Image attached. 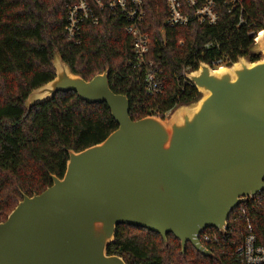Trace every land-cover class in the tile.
Returning <instances> with one entry per match:
<instances>
[{"label": "water", "instance_id": "obj_1", "mask_svg": "<svg viewBox=\"0 0 264 264\" xmlns=\"http://www.w3.org/2000/svg\"><path fill=\"white\" fill-rule=\"evenodd\" d=\"M245 58L185 75L200 94L168 117L132 121L126 96L109 87V69L86 82L56 54L54 78L30 92L25 107L73 92L105 104L117 124L101 143L68 151L62 178L22 200L0 223V264H125L108 256L119 225L168 234L198 254L207 230L224 233L230 214L264 192V29Z\"/></svg>", "mask_w": 264, "mask_h": 264}, {"label": "trees", "instance_id": "obj_2", "mask_svg": "<svg viewBox=\"0 0 264 264\" xmlns=\"http://www.w3.org/2000/svg\"><path fill=\"white\" fill-rule=\"evenodd\" d=\"M109 1V0H103ZM218 20L214 25L191 20L184 27L165 26L164 0H143L142 31L149 37L148 60L156 67L161 92L146 93V67H136L125 21L109 12L98 13L99 23L82 24L79 45L65 38L66 7L71 0H0V223L22 200L39 195L52 185L51 176L62 178L68 151L75 153L101 143L117 129L105 104H87L73 92L57 93L42 105L25 107L31 91L50 82L53 58L60 55L72 74L88 82L109 69V87L126 96L129 116L138 121L148 116L165 118L175 108L200 98L185 75L204 63L226 67L238 58L260 59L250 49V33L264 29V0H239L235 9L226 0H215ZM242 10V24L238 17ZM210 45L209 48H205ZM217 60L227 64H211ZM245 212V217L233 221ZM246 221L261 241L264 225V192L239 205L229 216L231 232L212 258L198 254L168 234L166 242L145 229L119 225L108 256L125 264H233L232 254L241 244ZM210 235H218L207 229Z\"/></svg>", "mask_w": 264, "mask_h": 264}, {"label": "built area", "instance_id": "obj_3", "mask_svg": "<svg viewBox=\"0 0 264 264\" xmlns=\"http://www.w3.org/2000/svg\"><path fill=\"white\" fill-rule=\"evenodd\" d=\"M72 3L66 7V25L64 28L65 38L74 45H79V36L82 24L85 22L97 25L99 12H109L112 16H120L125 21V33L131 38V47L136 67L144 66V84L146 93L154 95L161 92L162 86L156 76V67L153 61L148 60L150 52L149 37L142 31L144 21L143 0H71ZM166 5L165 26L177 28L186 26L191 20L198 24L214 25L218 20L215 0H164ZM230 7L229 12L235 9L239 0H226ZM242 10L238 17L239 24H242ZM262 30L250 33L253 42L259 40ZM206 45L205 48H209ZM228 61L217 60L211 64H227ZM225 65H216L213 70L225 68ZM186 84H189L185 81ZM245 217V212L234 216L233 221ZM231 232V228H224V233L210 235L205 231L197 236V243L211 251L212 247L220 246L225 242ZM242 234L241 244L236 247L232 254L233 264H264V225L262 229V240L260 241L254 233L252 226L246 221Z\"/></svg>", "mask_w": 264, "mask_h": 264}, {"label": "bare ground", "instance_id": "obj_4", "mask_svg": "<svg viewBox=\"0 0 264 264\" xmlns=\"http://www.w3.org/2000/svg\"><path fill=\"white\" fill-rule=\"evenodd\" d=\"M225 68H220V69H218L217 71H223Z\"/></svg>", "mask_w": 264, "mask_h": 264}, {"label": "rangeland", "instance_id": "obj_5", "mask_svg": "<svg viewBox=\"0 0 264 264\" xmlns=\"http://www.w3.org/2000/svg\"><path fill=\"white\" fill-rule=\"evenodd\" d=\"M54 57H55V56H54ZM54 59H55V58H53V61H52V63L54 62ZM168 116H169V115H167V117H168Z\"/></svg>", "mask_w": 264, "mask_h": 264}]
</instances>
